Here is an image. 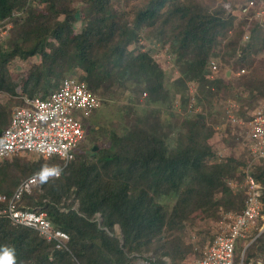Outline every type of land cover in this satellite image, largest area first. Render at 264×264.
Here are the masks:
<instances>
[{"label":"trees","instance_id":"1","mask_svg":"<svg viewBox=\"0 0 264 264\" xmlns=\"http://www.w3.org/2000/svg\"><path fill=\"white\" fill-rule=\"evenodd\" d=\"M247 1L0 0V19L13 18L0 40V95H7L0 97V132L23 96L45 97L76 71L100 101L126 90L146 93L143 108L130 109L121 131H111L97 151L79 147L68 164L56 156L0 160V193L8 196L30 176L62 169L24 191L18 206L46 212L70 236L68 248L58 249L37 230L0 214V250L14 249L17 264H133L135 254L150 252L155 264H168L165 257L186 264L195 249L186 242L194 214L218 220L243 210L246 123L264 101V27L234 9ZM152 46L173 59V91ZM34 57V69L14 71L16 59ZM234 62L237 74L227 70ZM222 102L232 104L231 114ZM230 115L244 124L232 123ZM217 128L224 129L223 143L246 135L243 152L219 156L211 142ZM250 174L261 185L264 214V159L251 164ZM234 181L243 187L235 191ZM258 233L243 264L264 255V231Z\"/></svg>","mask_w":264,"mask_h":264},{"label":"built area","instance_id":"2","mask_svg":"<svg viewBox=\"0 0 264 264\" xmlns=\"http://www.w3.org/2000/svg\"><path fill=\"white\" fill-rule=\"evenodd\" d=\"M239 16L250 21L259 20L264 27V0H249L237 8ZM18 14V13H17ZM11 17L0 19V40H3L13 27ZM249 34L244 35L248 41ZM212 71L218 66L215 60L210 63ZM242 69L240 73H244ZM146 95V93H144ZM24 104L13 109L10 120L0 132V160L9 159L18 154H36L49 159L56 156L68 164L75 158L76 150L86 138L83 118L101 106L100 99L89 85L78 78L68 76L59 87L49 95L23 96ZM232 123L244 124L230 115ZM249 128L250 161L245 173V207L240 213H231L227 222L220 221L219 228L211 242L202 250L193 264H243V258L236 262L235 250L239 240L258 228L262 214L261 185L250 174L253 162L264 159V108L256 109L246 123ZM62 169H49L36 173L24 180L8 196L0 193V203H7L0 214H6L15 225L37 230L47 241L53 242L58 249H67L69 234L53 226L46 212L18 206L24 191H30L46 177H58ZM264 231V222L260 226ZM135 264H155L150 256L136 255Z\"/></svg>","mask_w":264,"mask_h":264},{"label":"rangeland","instance_id":"3","mask_svg":"<svg viewBox=\"0 0 264 264\" xmlns=\"http://www.w3.org/2000/svg\"><path fill=\"white\" fill-rule=\"evenodd\" d=\"M236 1L239 2V0H236ZM238 7L234 6L235 12H237ZM83 27H84V22L81 19L80 22H78L75 25V30L79 32L82 30ZM152 49H153L152 54L154 58L158 60L160 64L162 65V67L166 70L167 79H168L167 81L173 91L176 87L171 84L174 78H176L177 76V71L174 67L173 59L171 58V55L166 52L165 49H162L159 47H153V46H152ZM215 61L217 64H219L220 60L216 59ZM37 64H38V59L36 57L31 58L29 60L16 59L13 62V69L14 71H17L18 73L23 72V71L28 72L34 69L35 65ZM236 66H237L236 63L234 62V64L231 67L229 68L225 67V68H227V70L229 69L230 72L232 71V72H235V74H237L238 69L236 68ZM240 72H241V69H240ZM73 77L75 78L80 77V72L76 71V75ZM189 87H190L189 93L194 94L195 85L192 83L190 84ZM0 97L3 100L7 99V96L4 94L0 95ZM145 97L146 95L144 94H142L141 96H138L137 94L136 95L132 94L130 90H126L125 92L118 94L113 98H107V100L101 98V106L94 109L89 116L83 118L89 121L85 123L86 138L81 144L80 149L90 150L91 147L94 148L96 146L95 151H97L101 146L108 144L110 132L116 131V130L121 131V128L123 127L125 123V118L127 114L129 113L130 109L132 108H135L137 110L142 109L145 104V101H144ZM173 101L175 105H177L179 102V96L175 97ZM221 106L222 108L226 109L229 112V114H231V109H232L231 103L229 104L227 102H224V103L222 102ZM260 108H264V101H262V103L257 109H260ZM197 110L198 108L195 109V111ZM222 128H217V132L214 134L213 138L211 139V142L213 143V146L215 147L216 151L219 153V156H222L225 154L228 155L233 152L237 154H241L243 152V147L246 146V135L243 136L244 139H242V141L239 143H236V144L223 143L222 139L225 136V132H224V129L222 130ZM243 133L244 132H241V135ZM22 155H26V153ZM28 157L34 160H39L40 158H42L34 154H28ZM249 161H250V158L248 157V162ZM232 186L235 191L243 187V185H240L237 181H234ZM231 213H235V212H231ZM228 214H230V212L224 214L218 220H202L200 218L199 213H196L193 215L194 216L193 219H191V221L188 223L187 232H186V242L188 244L190 243L195 244V249H194V252L189 256V259H188L189 261L186 264H193V262L201 255L203 248L209 242L213 240L215 233L217 232L219 228L220 221H225V222L229 221L227 220ZM263 222L264 220H260L258 223L259 225L258 230H254L257 228L252 229L251 232L248 234L249 236L247 235L246 238H244L243 240L239 242V246L243 244L244 249H245L247 245L251 244L254 241L255 237L259 235V233L257 235L255 233L257 231L261 233V229L259 228ZM115 228H116L117 234L119 235L120 227L117 225ZM195 250H197L198 254L195 252ZM243 251L240 257L241 259L242 258L244 259V256H245L243 255ZM136 255L137 254H135V256ZM140 256L141 257L150 256L155 259V256L151 252L144 253L143 255H140ZM164 259L169 264L170 259L167 257H165ZM135 262L136 260H134L133 264H135ZM249 264H264V255H259L257 257L251 258L249 260Z\"/></svg>","mask_w":264,"mask_h":264},{"label":"clouds","instance_id":"4","mask_svg":"<svg viewBox=\"0 0 264 264\" xmlns=\"http://www.w3.org/2000/svg\"><path fill=\"white\" fill-rule=\"evenodd\" d=\"M0 264H17L15 250L8 247L0 250Z\"/></svg>","mask_w":264,"mask_h":264},{"label":"crops","instance_id":"5","mask_svg":"<svg viewBox=\"0 0 264 264\" xmlns=\"http://www.w3.org/2000/svg\"><path fill=\"white\" fill-rule=\"evenodd\" d=\"M12 20H13V18L11 17V21H10V22L12 23V26H13V21H12ZM4 95H5V94H4ZM38 95H41V94H38ZM6 96H7V95H6ZM85 121H86V119H83V124H84V127H86V126H85ZM88 121H89V120H88ZM80 147H81V146H80ZM93 149H94V148H93ZM18 155H22V154H18ZM26 155L28 156V154H27V153H26ZM34 155H36V154H34ZM11 159H12V157H11V158H9V160H11ZM52 169H54V168H52Z\"/></svg>","mask_w":264,"mask_h":264},{"label":"water","instance_id":"6","mask_svg":"<svg viewBox=\"0 0 264 264\" xmlns=\"http://www.w3.org/2000/svg\"><path fill=\"white\" fill-rule=\"evenodd\" d=\"M96 149V146L94 147V150ZM248 247V245L245 247L244 251H243V255H244V252L246 250V248Z\"/></svg>","mask_w":264,"mask_h":264},{"label":"flooded vegetation","instance_id":"7","mask_svg":"<svg viewBox=\"0 0 264 264\" xmlns=\"http://www.w3.org/2000/svg\"><path fill=\"white\" fill-rule=\"evenodd\" d=\"M87 122H88V120L85 121V123H87Z\"/></svg>","mask_w":264,"mask_h":264}]
</instances>
